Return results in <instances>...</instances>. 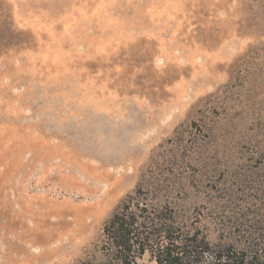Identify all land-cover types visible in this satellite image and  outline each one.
<instances>
[{"label":"rangeland","instance_id":"1","mask_svg":"<svg viewBox=\"0 0 264 264\" xmlns=\"http://www.w3.org/2000/svg\"><path fill=\"white\" fill-rule=\"evenodd\" d=\"M124 202L264 248V0H0V264H111Z\"/></svg>","mask_w":264,"mask_h":264},{"label":"trees","instance_id":"2","mask_svg":"<svg viewBox=\"0 0 264 264\" xmlns=\"http://www.w3.org/2000/svg\"><path fill=\"white\" fill-rule=\"evenodd\" d=\"M129 202L114 212L103 228V236L107 237L115 253L111 264H136V256L146 249V243L151 244V254L155 264H264V248L256 238L248 240L246 249L238 251L224 247L213 251L205 239L197 233L189 239L180 240L173 219L158 215L160 226L151 230L147 217L142 218L148 225L142 226L140 215H128ZM169 224H166L170 222ZM150 235L154 238L151 240ZM159 238V239H158ZM161 239L166 243L161 244ZM209 254L211 260L205 261Z\"/></svg>","mask_w":264,"mask_h":264}]
</instances>
